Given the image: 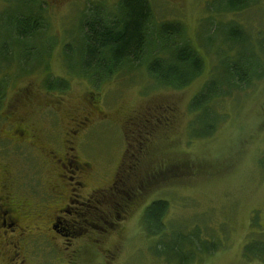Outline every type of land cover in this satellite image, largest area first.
I'll return each instance as SVG.
<instances>
[{"label":"rangeland","instance_id":"374dc122","mask_svg":"<svg viewBox=\"0 0 264 264\" xmlns=\"http://www.w3.org/2000/svg\"><path fill=\"white\" fill-rule=\"evenodd\" d=\"M38 1L42 29L22 40L36 49L35 55L17 56L10 45L14 56L8 63L0 62V195L20 201L17 210L33 212L52 198L45 191L65 189H56L52 182L57 164L44 161L49 151L56 155L67 149L66 132L74 128L71 118L79 119L84 108L90 111L85 105L91 93L98 109L93 110L73 151L89 164L80 193L95 187L99 194L123 175L131 177V194L139 199L119 224L106 231L84 224L66 233L60 224V234L48 223H39L44 212L33 213L30 236L14 242L24 250V264H169L154 253V237L142 226L146 206L156 199L168 202L165 221L178 227L198 226L203 235L220 243L216 251L200 253L195 264H264V258L243 253L248 233L255 240L252 250L260 249L264 241V168L260 163L264 71L245 86L216 97L212 114L220 116L210 135L197 134L213 116H198L190 107L213 71L216 53L226 46L221 24L236 21L254 34L261 33L264 41V0H254L236 13L216 11L212 5L216 0H149L156 20L180 21L203 57L200 75L181 88L156 84L144 64L98 82L70 72L64 65L63 46L77 42L81 17L88 7L101 3L109 12L117 0ZM17 2L13 0L12 10L19 6ZM6 7V0H0V17ZM1 23L0 19V32L8 30ZM7 41L13 44L10 37ZM260 44L257 38L232 52L242 55L252 49L263 65ZM47 77L64 79L67 87L48 89ZM20 115L26 118L25 128L38 134L34 146L21 143L11 132L21 122L14 119ZM117 187L124 188L119 183ZM55 205L54 200L49 202L44 211L50 214ZM0 264H12L8 253L0 251Z\"/></svg>","mask_w":264,"mask_h":264},{"label":"trees","instance_id":"16d2710c","mask_svg":"<svg viewBox=\"0 0 264 264\" xmlns=\"http://www.w3.org/2000/svg\"><path fill=\"white\" fill-rule=\"evenodd\" d=\"M6 2L7 7L0 19L7 24L8 30L0 32V62L8 63L14 56L10 45L15 46V55L33 57L36 49L31 50L22 40L38 34L42 29L41 3L38 0H19L16 3L19 6L12 10L13 0ZM252 2L254 0H216L212 5L216 11L236 13L247 9ZM153 13L149 0H117L114 9L109 12L102 7V3L88 7L80 20L77 42L75 40L73 44L63 46L65 67L70 72L98 82L124 68L144 64L156 84L175 88L186 86L202 72L203 57L187 38L180 21H158ZM219 31L226 46L216 53L210 77L190 101L191 110L198 116H213L198 136L210 135L219 119L220 114H212L216 97L245 86L264 71V64L256 61L252 49L242 55L232 52L257 38L264 47L261 33L254 34L236 21L221 24ZM8 37L13 39V44L7 41ZM44 83L48 89L67 87L64 79L56 77H47ZM260 163L264 168V157ZM167 205V200H153L142 216L145 233L154 237V253L166 263L195 264L200 260V253H212L220 247L215 238L203 235L198 226L178 227L165 221ZM254 241L248 233L243 253L247 257L263 259L264 241L259 243L260 249L256 247L252 250L255 249Z\"/></svg>","mask_w":264,"mask_h":264},{"label":"flooded vegetation","instance_id":"af4514ba","mask_svg":"<svg viewBox=\"0 0 264 264\" xmlns=\"http://www.w3.org/2000/svg\"><path fill=\"white\" fill-rule=\"evenodd\" d=\"M91 95V93H88V97L86 98L87 104L85 105L90 106V111L84 108L82 110L83 114L79 116V119H76V117L71 118V125L74 128L66 132V136L68 137L65 140L67 149H64L61 153H56V155L54 151H49L44 161L47 162L49 160L57 164V169H55L56 174H53L55 176L52 178V182L53 185H56V189L58 187H65V191L63 189H60L56 193L49 190L45 191V195L52 198L45 204H39L41 209H38V211L40 210L41 212L34 210L32 212L28 208L17 210V204L19 203L21 206L20 201L14 198L8 199L6 193L0 195V251L4 254L8 253L12 264L26 263V258L22 254L24 250L18 247V243L14 242L24 240L30 236V220L33 213L39 215L44 212L45 218L40 220L39 223L43 225L44 223H48L50 228L60 234H62L58 228L60 224V228L66 231V233H74L76 227L81 228L84 224L90 225L92 229L100 228V230L106 231L107 227L114 228V226L119 224L129 214L132 207L131 204L135 200L138 202L139 197L136 193L131 194V177L123 178V175L115 180L113 179L110 185V187L112 186L111 188H105L103 192H98L99 194L103 193L101 196L97 194L95 187L87 190L85 195L81 194L85 189L83 176L87 174L89 164L81 160L73 151L78 145L79 140L84 136L83 130L92 118L91 114L95 113L93 110L98 109L96 99ZM14 119L21 122L13 126L11 130L13 135L21 138V143H29L31 146H34L33 140L37 139V132L34 130L30 133L25 128L24 124H22V121H26L24 116L20 115V117H15ZM144 146L142 145L141 149ZM118 183L121 187H124L122 190L117 187ZM53 185L51 186L53 187ZM127 190L130 191L129 193L127 192L128 194L125 192ZM53 200L56 205L54 206V210L51 209V213L48 214L44 209ZM100 221L103 223V226H100ZM64 226H67V228Z\"/></svg>","mask_w":264,"mask_h":264}]
</instances>
